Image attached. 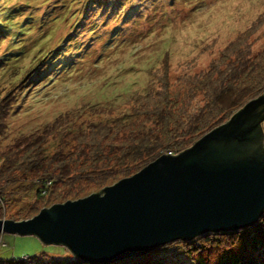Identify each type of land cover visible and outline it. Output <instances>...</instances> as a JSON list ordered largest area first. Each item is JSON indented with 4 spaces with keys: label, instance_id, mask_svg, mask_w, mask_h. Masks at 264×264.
Here are the masks:
<instances>
[{
    "label": "rangeland",
    "instance_id": "rangeland-1",
    "mask_svg": "<svg viewBox=\"0 0 264 264\" xmlns=\"http://www.w3.org/2000/svg\"><path fill=\"white\" fill-rule=\"evenodd\" d=\"M236 40L228 58L242 57L248 47L245 59L259 52L264 59V0H0V108L6 98L12 99L7 104L12 109L2 119L0 171L3 153L16 139L36 136L24 150H50L59 132L55 128L43 135L42 130L57 115L81 108L80 119H129L132 96L155 88L156 79L180 82L174 88L176 95L183 91L176 108L185 102L188 107L182 110L196 113L203 96L188 97L184 90L189 76L182 74L207 70ZM60 47L58 59L48 61ZM261 122L264 132V117ZM262 143L264 148V138ZM43 176L44 185H51V175ZM4 177L0 219L23 220L15 218L35 201L39 209L34 215L63 202L57 203L61 199L55 194L60 187L38 198L37 177L31 182H22L18 174L10 181ZM99 192L93 186L82 197ZM33 255L66 258L71 253L64 245L42 244L33 234L0 233V258ZM154 256L162 264H192L178 244Z\"/></svg>",
    "mask_w": 264,
    "mask_h": 264
},
{
    "label": "trees",
    "instance_id": "trees-1",
    "mask_svg": "<svg viewBox=\"0 0 264 264\" xmlns=\"http://www.w3.org/2000/svg\"><path fill=\"white\" fill-rule=\"evenodd\" d=\"M237 42L227 45L220 56L210 62L207 70L182 74L189 76L187 89L184 90L188 97L196 93L203 96V106L196 113L184 112L182 107H188L185 102L180 109L176 108V99L182 90L177 95L174 91L180 82L156 79L153 82L155 88L151 85L132 96L131 103L134 104L129 119L125 115L95 122L80 119V108L57 115L50 124L43 126V135L55 128L59 132V143L51 144L50 150L43 147V152L40 148L25 151L34 144L36 136L14 140L9 146V150L15 148L14 152L8 150L3 153L6 160L0 177L5 176L10 181L18 174L17 178L22 182H31L32 177L41 179V189H36L38 198L49 196L54 193V188L60 187L55 193L61 199L57 201L59 203L78 199L93 186L100 189L96 193L100 194L103 187L133 175L160 155L179 153L207 130L222 125L227 119L228 122L234 112L264 92L263 52L245 59L249 53L246 47L242 57L228 58L229 51L236 50ZM58 49L50 53L48 61L58 59L57 55L63 51L61 47ZM47 53L48 49L43 52V57ZM253 59L258 60L254 62ZM6 99L8 103L12 100L10 97ZM7 104L0 108V132L2 119L12 109ZM43 175H51L47 177L51 185H44L46 179L43 177L46 176ZM37 203L33 202L15 219L32 217L39 209ZM171 244L181 246L192 264H264V210L250 225L175 238L142 255L105 264H162L161 258L154 254ZM0 264L90 263L71 253L66 258L37 255L0 258Z\"/></svg>",
    "mask_w": 264,
    "mask_h": 264
},
{
    "label": "water",
    "instance_id": "water-1",
    "mask_svg": "<svg viewBox=\"0 0 264 264\" xmlns=\"http://www.w3.org/2000/svg\"><path fill=\"white\" fill-rule=\"evenodd\" d=\"M264 92L175 155L27 219H0V233L33 234L88 263L138 256L166 241L255 222L264 210Z\"/></svg>",
    "mask_w": 264,
    "mask_h": 264
},
{
    "label": "built area",
    "instance_id": "built-area-1",
    "mask_svg": "<svg viewBox=\"0 0 264 264\" xmlns=\"http://www.w3.org/2000/svg\"><path fill=\"white\" fill-rule=\"evenodd\" d=\"M167 155H171L170 152H168Z\"/></svg>",
    "mask_w": 264,
    "mask_h": 264
}]
</instances>
